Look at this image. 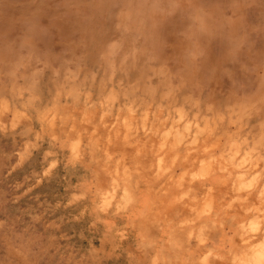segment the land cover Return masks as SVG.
<instances>
[{
	"label": "clouds",
	"instance_id": "obj_1",
	"mask_svg": "<svg viewBox=\"0 0 264 264\" xmlns=\"http://www.w3.org/2000/svg\"><path fill=\"white\" fill-rule=\"evenodd\" d=\"M0 264H264V0H0Z\"/></svg>",
	"mask_w": 264,
	"mask_h": 264
},
{
	"label": "rangeland",
	"instance_id": "obj_2",
	"mask_svg": "<svg viewBox=\"0 0 264 264\" xmlns=\"http://www.w3.org/2000/svg\"><path fill=\"white\" fill-rule=\"evenodd\" d=\"M4 149V147L0 146V152H2Z\"/></svg>",
	"mask_w": 264,
	"mask_h": 264
}]
</instances>
